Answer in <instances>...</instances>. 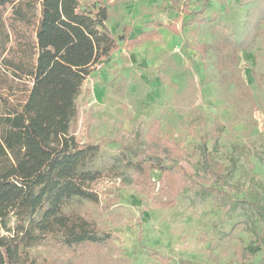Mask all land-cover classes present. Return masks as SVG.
<instances>
[{
	"label": "rangeland",
	"instance_id": "obj_1",
	"mask_svg": "<svg viewBox=\"0 0 264 264\" xmlns=\"http://www.w3.org/2000/svg\"><path fill=\"white\" fill-rule=\"evenodd\" d=\"M202 1L184 3L197 11ZM263 4L210 0L205 22L185 28L167 0L110 7L108 24L117 38L156 33L133 50L119 41L120 49L82 84L72 132L82 141H101L96 166L106 173L95 185L99 203L76 200L66 209L115 238L99 249L47 240L30 249L38 264H161L152 251L176 264L264 262L262 250H247L256 243L253 228L264 234V21L242 49L225 40L241 41ZM151 130L180 144L199 183H176L152 169L155 187L147 192L106 167L125 146L144 148ZM204 141L229 186L202 168Z\"/></svg>",
	"mask_w": 264,
	"mask_h": 264
},
{
	"label": "trees",
	"instance_id": "obj_2",
	"mask_svg": "<svg viewBox=\"0 0 264 264\" xmlns=\"http://www.w3.org/2000/svg\"><path fill=\"white\" fill-rule=\"evenodd\" d=\"M209 1L197 11H188L182 0H171L170 8L182 13L185 28L205 22ZM257 14L241 41L225 39L235 49L244 48L259 29L264 4ZM108 19L109 0H0V264H38L30 249L47 240L68 249H99L115 238L94 220L66 209L76 200L99 203L95 185L106 173L96 166L101 141H82L72 132L82 84L99 61L120 48L119 41L131 50L156 33L117 38ZM124 148L106 160V167L126 185L141 184L151 192L152 169L176 183L200 182L180 144L155 130L144 148ZM202 155L208 177L229 186L205 141ZM170 189L161 188V195ZM253 232L256 243L247 250L255 255L264 252V234ZM150 254L161 264H176Z\"/></svg>",
	"mask_w": 264,
	"mask_h": 264
},
{
	"label": "crops",
	"instance_id": "obj_3",
	"mask_svg": "<svg viewBox=\"0 0 264 264\" xmlns=\"http://www.w3.org/2000/svg\"><path fill=\"white\" fill-rule=\"evenodd\" d=\"M122 1H123V0H109V15H110V7H112V6H116V5L120 4V3H122ZM167 2L169 3L168 8H169L170 10H173V11L179 12V11H177V10H174V9L170 8L171 0H167ZM203 2H204V0L202 1V4H203ZM209 3H210V1L208 2V4H209ZM202 4H201V6H202ZM208 4H207V5H208ZM182 5H183L184 7H186L188 11H192V10H189V8L185 5L184 0H182ZM206 7H207V6H206ZM200 8H201V7H200ZM205 11H206V10H205ZM179 13H180L181 16H182V13H181V12H179ZM204 14H205V13H204ZM181 21H182V18H181ZM108 26H109V24H108ZM167 26H168V25H166V28H167V29H169V30H171V31H174V29H170V28H168ZM172 26H173V25H172ZM109 28H110V26H109ZM110 30H111V28H110ZM111 31H112V30H111ZM145 31H146V30H145ZM142 32H143V31H142ZM142 32H140L139 34H141ZM112 33H113V31H112ZM113 34H114V33H113ZM139 34H138V35H139ZM114 35H115V34H114ZM138 35H135V36H138ZM135 36H133V37H135ZM129 37H130V36H129ZM150 39H151V38H150ZM148 40H149V39H148ZM123 43H124V42H123ZM143 43H144V42H143ZM143 43H142V44H143ZM142 44H141V45H142ZM124 45H125V44H124ZM139 46H140V45H139ZM125 47H126V46H125ZM137 47H138V46H137ZM135 48H136V47H135ZM135 48H134V49H135ZM119 49H120V48H119ZM119 49H118V50H119ZM126 49H127V48H126ZM118 50H117V51H118ZM131 50H133V49H131ZM117 51H116V52H117ZM116 52H115V53H116ZM115 53H114V54H115Z\"/></svg>",
	"mask_w": 264,
	"mask_h": 264
}]
</instances>
